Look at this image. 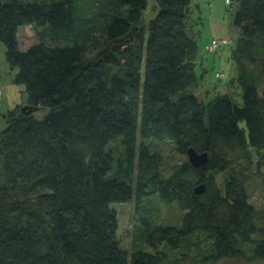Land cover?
<instances>
[{
  "label": "trees",
  "instance_id": "16d2710c",
  "mask_svg": "<svg viewBox=\"0 0 264 264\" xmlns=\"http://www.w3.org/2000/svg\"><path fill=\"white\" fill-rule=\"evenodd\" d=\"M154 1L146 23L148 0H111L108 50L88 60L79 0H0L12 83L25 87L24 105L33 108L4 116L0 264H174L161 246L178 250L194 236L212 242L213 261L243 257L248 243L252 259L264 260V212L248 191L251 149L261 152L264 183V0L229 5L237 6L233 24L241 31L231 49L237 73L207 101L196 94L201 16L192 0ZM25 25L48 28L66 45L40 41L23 50ZM42 107L49 112L39 120ZM165 139L184 156L191 147L208 152V163L185 160L167 170L166 156L146 143ZM117 140L118 158L109 149ZM224 172L221 187L216 174ZM202 183L205 193L196 194ZM134 194L138 201L158 194L185 212L181 227L143 220L139 236L150 250L129 252L118 242L111 205Z\"/></svg>",
  "mask_w": 264,
  "mask_h": 264
},
{
  "label": "rangeland",
  "instance_id": "374dc122",
  "mask_svg": "<svg viewBox=\"0 0 264 264\" xmlns=\"http://www.w3.org/2000/svg\"><path fill=\"white\" fill-rule=\"evenodd\" d=\"M35 1V0H26ZM111 0H79L80 16L84 22L85 37V58L88 60L99 57L102 51L108 50L106 37L104 35V27L107 21L112 16L110 7ZM155 1L148 0V8L144 13V21L150 23L155 18ZM220 7V12L216 8L218 14L214 19H211L209 12L206 10L214 7L213 2L205 6V12L202 16L203 38L200 44L199 61L197 66L198 76L200 78V87L196 94L202 101H207L211 97L222 94L228 90L227 83L236 77V66L231 58V49L241 36V31L233 24V14L236 5L229 6L223 0V3L217 5ZM224 6V7H223ZM213 21V22H212ZM216 28H218L216 30ZM212 29L216 39L223 37L228 40L221 50L217 53L210 52L208 49L203 50L206 42L212 38ZM19 42L23 50L32 45L44 41L50 45L64 46L65 43L56 41L50 34L48 28H37L34 25H25L20 28L18 34ZM214 39V38H213ZM212 39V40H213ZM209 43H211V41ZM230 41H232L230 43ZM233 45V46H232ZM227 46V47H226ZM232 46V47H231ZM222 52V53H221ZM203 66V67H202ZM204 68V70H202ZM223 73V79H218L216 73ZM16 70L11 69L6 58V45L0 42V86L5 90L4 96L0 100V136L6 127L4 116L6 113L19 105H24L27 101L26 92L19 89V86L12 83V79L16 74ZM24 87V86H23ZM25 88V87H24ZM230 90V89H229ZM235 92L234 97H239L236 88H231ZM49 112V109L42 107L36 112L34 116L41 120ZM153 151L162 152L166 156V167L172 166L188 160L187 155H181L173 150L170 140L163 141L149 140L146 141ZM113 154L118 158L122 153L119 140L110 144L109 148ZM251 167L252 176L248 185L250 202L255 208L264 212V183L263 179L258 175L261 165V152L251 149ZM169 167V168H170ZM227 173L216 174L217 184L223 186V181L226 179ZM114 208L118 214V242L122 249L132 252L136 249L150 250L149 245L141 240L139 236V228L144 219L150 220L152 223L163 226L181 227L182 219L185 212L181 211L177 202L163 203L158 194L143 198L138 201L136 194L132 200L126 203H113ZM261 226H264V217L259 219ZM259 236H255L257 238ZM252 244L244 245L245 255L237 259H222L213 261L210 258L212 254V242L206 240L202 236H194L191 238L189 244H185L181 249L171 250L166 245L161 246V250L165 251L168 259L174 264H264V260L252 259Z\"/></svg>",
  "mask_w": 264,
  "mask_h": 264
},
{
  "label": "water",
  "instance_id": "95a60500",
  "mask_svg": "<svg viewBox=\"0 0 264 264\" xmlns=\"http://www.w3.org/2000/svg\"><path fill=\"white\" fill-rule=\"evenodd\" d=\"M21 110L24 113H32L33 108L30 105H24ZM188 161L196 168L203 167L208 163V152H199L195 148H189L187 151ZM206 191V185L204 183L199 184L195 188L196 194H203Z\"/></svg>",
  "mask_w": 264,
  "mask_h": 264
},
{
  "label": "crops",
  "instance_id": "0c3cea01",
  "mask_svg": "<svg viewBox=\"0 0 264 264\" xmlns=\"http://www.w3.org/2000/svg\"><path fill=\"white\" fill-rule=\"evenodd\" d=\"M211 2H213V4H214V7L212 8V9H209V10H206L205 9V6H207V4L208 3H211ZM220 3H223V0H192V5H193V7H194V10H195V18L197 17V15H202L204 12H205V10H206V12H209V14H210V16H211V19H214V17H215V15L216 14H218V12H220V7L218 8V4H220ZM224 7V6H223ZM216 8H218V12H216ZM201 18H202V16H201ZM203 20V19H202ZM213 22V21H212ZM202 24H203V22H202ZM202 27V26H201ZM218 28H216V30H217ZM215 29H212V34H213V32H217ZM213 36H215L214 34L212 35V38L210 37V40H212L213 38H215V37H213ZM202 38H203V32L201 31L200 32V36H199V42H200V44H201V41H202ZM220 39H225V38H223V37H219ZM210 40H209V42H210ZM209 42H206L205 44H204V46H203V50H206L207 48H208V46H209ZM233 46V45H232ZM231 46V47H232ZM227 47V46H226ZM222 53V52H221ZM19 89L21 90V92H23V91H25V88L23 87V86H19ZM11 109H13V108H11Z\"/></svg>",
  "mask_w": 264,
  "mask_h": 264
},
{
  "label": "built area",
  "instance_id": "2783aa9c",
  "mask_svg": "<svg viewBox=\"0 0 264 264\" xmlns=\"http://www.w3.org/2000/svg\"><path fill=\"white\" fill-rule=\"evenodd\" d=\"M225 3L227 5H230L233 3V0H225ZM232 41H230L231 43ZM226 44H228V40H220V39H213L212 42L210 43V45L208 46V50L210 52H215L218 48H222L224 47ZM216 77L221 79L223 78V73H216ZM5 90L2 86H0V100L2 99V97L4 96Z\"/></svg>",
  "mask_w": 264,
  "mask_h": 264
}]
</instances>
